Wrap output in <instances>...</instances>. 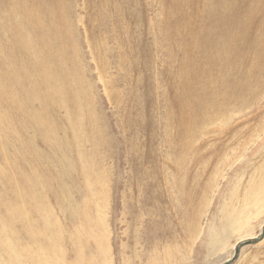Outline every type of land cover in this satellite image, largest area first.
I'll use <instances>...</instances> for the list:
<instances>
[{
	"label": "rangeland",
	"instance_id": "374dc122",
	"mask_svg": "<svg viewBox=\"0 0 264 264\" xmlns=\"http://www.w3.org/2000/svg\"><path fill=\"white\" fill-rule=\"evenodd\" d=\"M14 3L16 20H43L27 29L44 66L59 60L69 72L62 85L72 96L50 125L74 164L60 165L61 150L26 124L20 112L38 111L37 102L23 106L13 86L0 93V263L12 258L9 240L56 264H264V214L251 236L214 251L203 233L232 186L239 181L241 196L264 161V0ZM10 10L0 6L5 57ZM41 26L48 44L34 38ZM206 95L224 98L209 119L198 108ZM183 113L191 133H181Z\"/></svg>",
	"mask_w": 264,
	"mask_h": 264
},
{
	"label": "bare ground",
	"instance_id": "6f19581e",
	"mask_svg": "<svg viewBox=\"0 0 264 264\" xmlns=\"http://www.w3.org/2000/svg\"><path fill=\"white\" fill-rule=\"evenodd\" d=\"M4 4L12 7V11L10 10L4 19L7 21V23L12 24L13 32H10L11 47L9 50H6V57V53L3 52L2 48H0V93L2 95H8L10 91L8 87L13 86L18 89H22V91L25 92L23 106L25 105L26 107L33 102H37L39 106L38 111L33 112L31 110L30 112L20 113L27 114L26 124L35 128L44 141L50 143L54 149L61 150L62 162H60V165L71 169L73 168L74 163L68 159L66 152L72 147L71 145H65L64 143L54 139V133L57 130V126L50 125V114L54 108L61 107L62 104H64V102L72 96V92L65 90L64 86L62 85V81L69 74V72L63 66H60L61 62L59 60H57L59 65L56 69H47L43 64V61H45L48 57L43 58L42 54L33 48L34 45L31 42L32 40L30 38L27 25L32 21L43 23V20L39 17L40 14L36 13L35 17L31 19L27 13H23V18L16 20V16L18 15V7L15 5L14 0H0V6H4ZM13 21L16 22L15 25L19 26L13 25ZM2 31H6V29H2ZM49 34L50 32L47 31V28H45V26H41V28L34 33V38L40 44H48L47 38L49 37ZM63 54L64 53L62 51V55ZM24 55L27 56L26 60ZM5 62L10 63L9 68H3L2 63ZM25 62L28 63L27 66ZM29 73H34L37 75V77L32 76L30 78ZM254 77H256V75H254ZM53 83H57V85L52 86ZM240 85H243V83ZM245 87L247 91H253L252 86L250 87L249 84H245ZM245 87L243 91H246ZM238 89H242V87L240 86ZM230 94L232 93L230 92L228 95ZM55 95L58 96L57 102L54 101ZM207 97L208 95H206L204 99L200 98V102H198V108L200 116L209 119V110L211 107H219L222 105L224 103V98H220L219 100L213 99V101H211L210 98ZM225 97L227 96L225 95ZM233 98L234 97H232V99ZM235 99H237V97ZM71 102H74V100H71ZM16 109L22 110V106H17ZM77 111L75 110V112ZM180 122L182 124L181 133H191L193 128L192 118L183 113ZM72 132L74 136L75 132L73 130ZM170 137L172 136L170 135ZM171 140L173 141V139ZM171 140L169 142V148H171ZM190 145V143H186L187 148L190 147ZM27 149H30V144H27L26 149L24 150L26 154L28 153ZM182 162V159L174 161L176 169L181 171V173L183 172V167L180 168V164H182ZM183 183L179 182V184ZM238 183L239 181L232 186L227 197L219 204L214 216L208 220L207 224H205L206 226L203 230L204 236L206 238L205 241L208 248L212 251L228 245L229 239L232 236H238V239L251 236L252 230L254 228V221L261 218L260 215L264 214V161L260 166L251 171L249 181L244 184L243 193L241 196H239L241 191H239L237 186ZM179 184L177 182L174 183L175 186H179ZM61 191H64V188H61ZM14 205V203L10 205L9 209ZM7 243L8 244H4V248L10 249L12 258L0 264H56L50 261H43L40 257L34 258L30 254L20 253L17 250H14L9 240H7ZM238 248L239 247H237V249Z\"/></svg>",
	"mask_w": 264,
	"mask_h": 264
},
{
	"label": "water",
	"instance_id": "95a60500",
	"mask_svg": "<svg viewBox=\"0 0 264 264\" xmlns=\"http://www.w3.org/2000/svg\"><path fill=\"white\" fill-rule=\"evenodd\" d=\"M262 232H264V227L262 228ZM252 242V240L248 241L247 243ZM239 249V248H238ZM238 249L236 247V253L238 252Z\"/></svg>",
	"mask_w": 264,
	"mask_h": 264
}]
</instances>
